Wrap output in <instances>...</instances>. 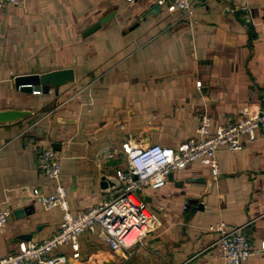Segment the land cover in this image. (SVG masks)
<instances>
[{
  "label": "crops",
  "instance_id": "crops-1",
  "mask_svg": "<svg viewBox=\"0 0 264 264\" xmlns=\"http://www.w3.org/2000/svg\"><path fill=\"white\" fill-rule=\"evenodd\" d=\"M154 5L159 11L147 14ZM192 8L189 20L157 0H26L3 9L0 111L30 115L0 124V208L11 211L0 257L59 230L62 211H45L32 196L54 186L37 170L38 150L60 145V184L75 217L118 195L101 189L100 179L128 170L125 143L176 149L197 139L202 115L212 131L247 105L264 106V0H194ZM238 9L247 25L234 18ZM62 69L74 80L57 91L15 87L16 77ZM242 143L216 152L219 177L210 185L208 169L194 162L163 188L143 192L156 227L130 257L113 253L98 227L78 237V258L69 244L55 254L68 264H223L207 228L224 222L243 227L259 251L244 264H264V128Z\"/></svg>",
  "mask_w": 264,
  "mask_h": 264
},
{
  "label": "built area",
  "instance_id": "built-area-1",
  "mask_svg": "<svg viewBox=\"0 0 264 264\" xmlns=\"http://www.w3.org/2000/svg\"><path fill=\"white\" fill-rule=\"evenodd\" d=\"M26 0H0V13L7 5L21 6ZM194 0H157L159 6L172 5L186 20L193 14ZM264 36V33H263ZM200 87V82L196 83ZM211 121L206 115L200 118L197 139L187 140L176 149L151 145L144 148H130L123 145L128 153V170L117 171L115 176L121 183L118 195L103 201L73 217L69 212L66 189L60 184L61 158L51 148L37 152L36 167L49 181L54 183L53 192L44 194L37 189L32 191L34 200L48 211L59 208L62 221L59 230L42 242H27L19 246L17 253L0 257V264H68L64 255L55 254L60 246L69 244L73 258H78V237L98 227L104 241L113 253L130 257L135 246L154 230L153 215L146 207L143 192L146 189L158 190L167 183V176L185 169L194 162L208 169L212 178L219 177L216 152L219 149L240 150L242 138L252 143L259 129L264 128V106L247 105L236 119L224 117V122L211 131ZM136 176V179H134ZM11 215L10 209L0 208V229L5 227ZM217 235L214 243L221 253L223 264H244L255 250L243 227H229L219 222L207 228ZM264 250V244L260 251Z\"/></svg>",
  "mask_w": 264,
  "mask_h": 264
},
{
  "label": "water",
  "instance_id": "water-1",
  "mask_svg": "<svg viewBox=\"0 0 264 264\" xmlns=\"http://www.w3.org/2000/svg\"><path fill=\"white\" fill-rule=\"evenodd\" d=\"M156 11H159V7L157 5H154L147 14L152 13L155 14ZM113 13L108 14L107 16L100 19L97 23L92 25L84 35H89L92 32L99 29L102 25L107 23L109 20L113 18ZM234 18L241 24L247 25L248 20L246 19V11L244 9H238L233 12ZM243 16V17H241ZM74 80L73 71L71 69H62V70H56L51 71L49 73H45L42 75H30V76H22V77H16L14 79V84L17 89H20L21 91H28L31 92L34 90L36 93L38 92H47V90L50 88V86L57 91V89L69 82H72ZM30 115L29 111L26 110H5L0 111V124H7L11 122L18 121L20 119H23ZM53 151H59L60 145L53 143L51 145ZM134 179H136V176H134ZM167 181L173 182V173L168 174ZM213 178L209 177L206 180V183L210 185L212 183ZM176 184V183H175ZM183 182L180 181L178 186H182ZM100 187L103 190L106 189H120L121 183L117 180V178H108L106 176H102L100 179ZM145 201L147 199H144ZM21 214V212H18ZM29 209H27V214H29ZM105 264H113V261L111 259H106Z\"/></svg>",
  "mask_w": 264,
  "mask_h": 264
}]
</instances>
